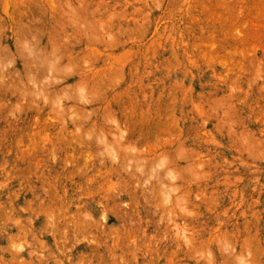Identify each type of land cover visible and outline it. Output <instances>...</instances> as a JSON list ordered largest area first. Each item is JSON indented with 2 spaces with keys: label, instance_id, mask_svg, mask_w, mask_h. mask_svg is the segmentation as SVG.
I'll return each instance as SVG.
<instances>
[{
  "label": "rangeland",
  "instance_id": "1",
  "mask_svg": "<svg viewBox=\"0 0 264 264\" xmlns=\"http://www.w3.org/2000/svg\"><path fill=\"white\" fill-rule=\"evenodd\" d=\"M0 264H264V0H0Z\"/></svg>",
  "mask_w": 264,
  "mask_h": 264
}]
</instances>
